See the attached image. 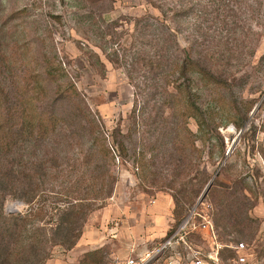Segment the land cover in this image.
I'll use <instances>...</instances> for the list:
<instances>
[{
	"label": "rangeland",
	"instance_id": "374dc122",
	"mask_svg": "<svg viewBox=\"0 0 264 264\" xmlns=\"http://www.w3.org/2000/svg\"><path fill=\"white\" fill-rule=\"evenodd\" d=\"M26 97L56 126L0 156V264H125L196 205L191 248L264 261V0H0L5 143Z\"/></svg>",
	"mask_w": 264,
	"mask_h": 264
},
{
	"label": "trees",
	"instance_id": "16d2710c",
	"mask_svg": "<svg viewBox=\"0 0 264 264\" xmlns=\"http://www.w3.org/2000/svg\"><path fill=\"white\" fill-rule=\"evenodd\" d=\"M59 70L60 69L55 67V65H53V64H46L45 74L50 79V81L57 82V79L62 76ZM37 88L39 89L38 91H40V93H38V95H37L38 97H36V98H38V101H39V99L41 100V98L46 97V93H45L44 87L41 86L40 83L38 84ZM177 89L180 93L182 91V84H178ZM16 105H18V107H17L18 109H16L14 106L13 107L14 113L12 115L15 118H17V120L20 122V124H19L20 126H18V128L16 129V132H15L16 135L14 137H12L11 143L3 142L4 136L1 133L4 131L3 124L5 123V120H4V113L0 112V156H2V155L3 156H5V155L10 156V155H14V153H18V151H20V149H22V145H25V144H22L23 141L24 142H30L32 140L35 141L37 139L47 138L49 136V134L54 131L55 126H56V119H54L53 117H43L40 113H37L33 109L32 97L18 98ZM6 115L8 116L9 113H6ZM199 115H200V118L197 121L198 131L204 134L205 129L203 127V124L205 123V120L207 117L202 112ZM214 115L219 120L218 125L222 124L224 122L225 123L229 122V119H228V117H226L225 113L223 112L222 107H217V105H216ZM232 125H234V124H232ZM218 135H219V133H218ZM15 150H17V151H15ZM223 154H224V152L222 153V155ZM18 165H20V164H18ZM3 203H4V201L2 200L0 202V222H1V219L3 221H6V219H8L11 221V226L7 227L3 223L0 224V241L6 237L9 239H11V238L13 239L14 237H17L15 230L18 228V227H16V226H18V222L26 219V217L28 215L31 216V211H30L28 213V215H25L23 217L20 215H16V216L9 215L6 218L4 217V219H3V216L1 213ZM37 204L40 205L39 202ZM75 206L76 205H71V208L75 207ZM223 207H224V209L226 207L229 208L230 202H226L225 204H223ZM40 209L41 208H39V206L36 207V210H40ZM222 220H225V223L229 224L230 220H231V222L235 223L236 219H235V215L233 213H227ZM181 221L176 223L175 226L169 230V232L166 234V236L164 237V239L160 243H162L168 236H170L175 231V229L181 223ZM75 224H76L75 221L71 222L70 226H74ZM72 230L73 229L70 228L69 232ZM67 232H68V230H67ZM73 232L70 233V238H72V239H73V236H75L73 234ZM187 242L190 244L188 237H187ZM72 245L74 246L73 243H72ZM46 257H47L46 255H44L40 258L37 257L35 259V261H32L29 264H43ZM263 263H264V261L261 264H263Z\"/></svg>",
	"mask_w": 264,
	"mask_h": 264
},
{
	"label": "built area",
	"instance_id": "2783aa9c",
	"mask_svg": "<svg viewBox=\"0 0 264 264\" xmlns=\"http://www.w3.org/2000/svg\"><path fill=\"white\" fill-rule=\"evenodd\" d=\"M198 204H201V202ZM197 208V205L192 207L186 217L177 226L175 231L162 243L143 254L129 258L125 264H245L242 257L237 259L233 258L232 262H223L219 255L218 248L220 247L218 245H216L217 249L206 252H203L200 248L190 247L187 242V237L193 231L189 229V225L192 218L195 215H198L196 212ZM213 237L215 236L213 235ZM178 245H185L186 248H188V251L181 254L173 253L168 256H164L168 250H174ZM244 249L245 247L242 242L236 243L233 247V250L237 252H241ZM131 252L133 253L134 250L132 249Z\"/></svg>",
	"mask_w": 264,
	"mask_h": 264
},
{
	"label": "water",
	"instance_id": "95a60500",
	"mask_svg": "<svg viewBox=\"0 0 264 264\" xmlns=\"http://www.w3.org/2000/svg\"><path fill=\"white\" fill-rule=\"evenodd\" d=\"M230 153V150L225 154L226 156ZM211 187V182L206 186V188L204 189L203 193L201 194L198 203L202 202V200L205 198V196L207 195V192L209 190V188Z\"/></svg>",
	"mask_w": 264,
	"mask_h": 264
}]
</instances>
